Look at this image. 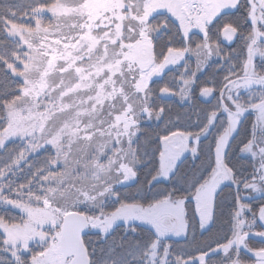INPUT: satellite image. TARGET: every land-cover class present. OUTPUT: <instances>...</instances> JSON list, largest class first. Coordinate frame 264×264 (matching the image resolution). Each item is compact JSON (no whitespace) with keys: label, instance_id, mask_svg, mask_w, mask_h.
<instances>
[{"label":"snow or ice","instance_id":"snow-or-ice-1","mask_svg":"<svg viewBox=\"0 0 264 264\" xmlns=\"http://www.w3.org/2000/svg\"><path fill=\"white\" fill-rule=\"evenodd\" d=\"M0 264H264V0L0 3Z\"/></svg>","mask_w":264,"mask_h":264},{"label":"trees","instance_id":"trees-1","mask_svg":"<svg viewBox=\"0 0 264 264\" xmlns=\"http://www.w3.org/2000/svg\"><path fill=\"white\" fill-rule=\"evenodd\" d=\"M4 2H5V0H0V3H4ZM167 102H169V101H165V103H167ZM253 242L256 243L257 245L259 244V242L257 240H253Z\"/></svg>","mask_w":264,"mask_h":264},{"label":"rangeland","instance_id":"rangeland-1","mask_svg":"<svg viewBox=\"0 0 264 264\" xmlns=\"http://www.w3.org/2000/svg\"><path fill=\"white\" fill-rule=\"evenodd\" d=\"M259 62V61H258ZM193 66H194V59H193ZM253 240H255V239H253Z\"/></svg>","mask_w":264,"mask_h":264}]
</instances>
